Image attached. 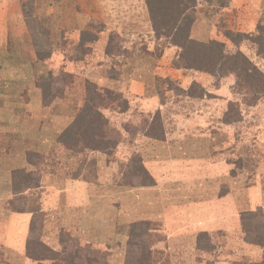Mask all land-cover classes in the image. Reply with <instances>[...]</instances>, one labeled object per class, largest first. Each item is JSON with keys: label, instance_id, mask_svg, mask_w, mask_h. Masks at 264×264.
<instances>
[{"label": "rangeland", "instance_id": "374dc122", "mask_svg": "<svg viewBox=\"0 0 264 264\" xmlns=\"http://www.w3.org/2000/svg\"><path fill=\"white\" fill-rule=\"evenodd\" d=\"M226 1L229 5L223 7ZM6 2L8 6L0 14L18 10L28 38L26 44L17 39L8 46L5 42V48L12 55L16 50L15 55L24 65L31 68L28 49L31 48L36 58L34 40L43 38L41 35L45 33L39 25L44 24L50 33L55 53L47 60L49 71L37 75L36 85L49 72L57 74L65 70L61 67L65 61H74L69 56L75 54L73 48L78 46L82 33L95 34L105 25L99 39L87 45L91 50L85 59L88 63L76 67L78 76L67 86L66 100L72 99V103L62 107L64 115L71 118L78 112L86 79L100 88L121 92L129 105L126 112H119L117 105L112 106L117 111L103 110L122 132L121 142L113 153L66 148L58 157L54 147H50L43 157H29L30 174L18 175L21 178L12 188L14 206L37 215L32 241L47 245L41 251L40 246L34 247L42 257L31 260L32 264H66L61 259V241L82 248L92 243L95 248L109 250V264H135L140 253L134 251L136 257L127 254L133 229L139 237L137 247L146 250L150 246L156 264L263 261L262 249L244 241L238 218L243 207L264 206V98L250 105L248 99L252 96L241 91L244 88H235L233 94L236 83L233 74L215 76L172 67L177 49L168 48L166 39L156 37L145 0ZM190 12L197 17L193 36L203 41L223 40L227 52H235L236 46L218 30L231 28L257 36L260 43L256 39L245 40L241 50L264 72V0L211 3L199 0ZM258 26L263 30L260 34L256 33ZM111 33L121 37V45L111 56H106ZM57 40H63V44L57 45ZM57 64L58 72L51 69ZM111 70L115 71L112 77ZM159 76L161 81L156 84ZM166 78L175 85L169 87ZM162 85L171 90L164 99L158 93ZM201 89L210 92L204 99L195 97ZM232 100L241 104L235 109L236 117L240 112L242 116L236 123L227 124L222 117ZM148 120L151 123L147 124ZM148 125L158 128L161 135L163 130L165 139L145 136ZM249 150L253 153L247 156ZM241 155L245 169H235L237 174L233 175L235 162ZM142 165L151 178L141 176ZM50 172L57 175L51 182L57 187L72 178L87 182L86 199L91 200L76 206L70 194L65 200L69 205L66 208L49 206L43 201L45 190L35 187ZM43 203L48 208L42 215L39 207L43 210ZM8 207L11 209L9 204ZM145 222L153 229L147 239L142 229ZM3 224L0 220L1 228ZM4 252L6 257L15 256L11 251ZM3 255L0 250V258H5ZM76 264L86 263L78 260Z\"/></svg>", "mask_w": 264, "mask_h": 264}, {"label": "trees", "instance_id": "16d2710c", "mask_svg": "<svg viewBox=\"0 0 264 264\" xmlns=\"http://www.w3.org/2000/svg\"><path fill=\"white\" fill-rule=\"evenodd\" d=\"M198 1L199 0H145L151 27L156 37L159 39H166L170 44L168 48L174 47L177 49V55L174 60H172V67L184 72L193 71L202 74H207L208 72L215 76H219V74L220 76L233 74L236 77L233 94H236L235 88H244L241 91H246L252 96L251 99H248L250 100V105L256 104L261 98H264V72L241 50V44L245 40L256 39L255 41L259 42V38H256L257 36H254L251 33L249 34L241 31L235 32L231 28H225L223 31L218 30L219 33L229 39L236 46L235 52H227L226 42L223 40L215 38L203 41L193 36L192 27L193 23L197 20V17L194 18L192 15L193 13H191L190 10H193L194 7L198 5ZM203 1L211 3L215 0ZM228 5V1L223 2V7ZM39 26L45 33H42L41 35L43 38L34 40L36 60L37 62H45L53 53H55V48L51 46L53 42L49 39L50 33L47 30L48 28L44 24H40ZM101 27L102 29L100 31H104L105 25L103 24ZM99 32L92 35L88 32L82 33L78 41V46L76 44V47L73 48L75 54L73 52V55L69 56V59L74 61H85L88 51H91L87 45L88 43H93L99 39ZM262 32L263 30L261 26H258L256 33L260 34ZM262 40H264V36ZM59 43L63 44V40L56 41L57 45H60ZM120 45L121 37L119 35L115 33L108 34L105 47L106 56H111L115 49H119ZM262 50L264 51V48ZM114 70L110 71V77L114 76ZM74 76L75 75H72V73L60 70L57 74L49 72L48 76L40 78L39 81H37V86L41 89L44 105H51L57 99L67 97V86L74 83ZM160 81L161 77L159 76L156 80V84ZM85 83L84 91L82 92L84 93V98L81 93L82 95L80 94L81 100L78 112L72 114L71 123L60 134H58V136H56V140L65 145L66 148H69V150L73 149L78 152H83L87 149L88 151H91V153L102 152L109 155L118 149V145L122 138V132L112 124L110 118L105 116L103 110L112 109L113 111H117L115 106L112 108L113 105H117L120 109L119 112H126L129 108L128 101L125 100V97L121 92H115L113 89L105 87L100 88L95 82L89 81V79H86ZM166 83L169 87L175 85L170 78H166ZM170 92L171 90L165 88L164 85L158 87V93L162 98L164 96H169ZM189 93H191L192 96V93L194 92L191 90ZM208 93H210L208 90L201 89L197 92L195 97L204 99ZM237 94H240V91ZM237 100H239V98H237ZM237 100H232L233 102L230 101L228 104L229 107L224 112L222 118L227 124H234L241 119V112L238 114V117H236L237 110L235 109L241 107V104L238 103ZM121 106L124 107L121 109ZM149 123L151 122L148 120L147 124ZM147 132L148 133L145 136L149 138L165 139V133L163 130L161 135L159 134L158 128H153L152 125H148ZM252 153L253 151L249 150L246 151L245 154L248 156ZM26 155L29 164H31L29 161L30 156H45L43 152L39 151H30ZM137 161L142 162V160ZM243 162L244 156L241 155L238 158V161L235 162L236 168H233L232 170L233 175L237 174V169L241 171L242 169H245L246 164ZM139 167L142 168L144 166L142 165ZM145 169L141 170V176L151 178L149 172ZM27 173L30 174L26 168H20L14 171L13 184H15V181L19 180L21 177H25ZM19 174H22V176L19 177ZM14 196L15 195H13V197ZM13 197L9 200L11 210L30 213L26 209L16 208L14 206ZM39 211H41L42 215L44 214V210L40 207ZM36 218L37 215L35 216L33 213L26 245V255L31 260H38V256L42 257L39 254L42 248H47V245L40 241H32L33 232L36 227ZM238 220L241 231L244 235V241L258 246L264 252V206L258 205L253 209L241 210L239 212ZM145 224L146 225L142 229L145 231V237L147 239L153 229L148 227L146 222ZM40 225H42L41 222ZM135 232L136 230L134 229L131 231V236H133V238L128 242L127 254L129 256H135L134 251L140 253L138 256L139 259L135 264H156L155 260L152 259L153 253L151 252L150 246H147L146 250L137 247V236L135 235ZM138 239L139 237L137 240ZM60 245L62 247L60 250L61 259L63 258L66 264H76V261L78 260H82L86 264H109L108 260L111 252L109 250L95 248L92 243L85 244L83 248L79 245H70L64 241H61ZM36 246H40L39 252H35L34 247ZM52 251L56 250L52 249ZM125 264L131 263L126 262ZM250 264H264V258L261 262Z\"/></svg>", "mask_w": 264, "mask_h": 264}, {"label": "crops", "instance_id": "0c3cea01", "mask_svg": "<svg viewBox=\"0 0 264 264\" xmlns=\"http://www.w3.org/2000/svg\"><path fill=\"white\" fill-rule=\"evenodd\" d=\"M6 1H0V11L7 8ZM22 24V16L18 10L15 13L7 11L5 14H0V220L5 223L2 228L0 227L2 237L0 250L5 256V258H0V264H32L34 262L26 255L32 215L27 212L13 211L8 207L9 200L13 196V173L20 168L27 169V167V171H31L30 164L26 159V154L30 151L47 154L49 148L54 147L56 155L60 157L58 153H62L60 151L66 147L57 142L56 136L72 121V117L64 115L62 108L66 104L70 105L72 99L68 102L66 97L59 98L48 106L43 103L42 92L36 85V78L44 71H49L47 69L49 62L36 63L35 54L30 48L28 49L31 53L30 68L29 65L23 64L20 57L15 55L16 50L12 55L9 53V49L5 48L10 41L16 39L17 41L24 40L26 44L28 36ZM22 35L25 36V39L22 38ZM29 46L32 44L30 43ZM87 61L69 60V62L65 61L61 67L65 71L77 75L76 67L85 65L88 63ZM59 62L62 63V61ZM58 65L51 69L58 72L60 70H58ZM54 177H57L55 173H46L40 178L42 180L36 187L45 190L43 201L49 206L66 208L69 205L65 200L67 201L70 194H72L76 206L84 200L90 199V197L86 199L89 189L86 186L87 182L72 178L73 180L71 179L70 182L69 180L62 181V185L57 187L55 183H51L55 181ZM41 192L43 193V191ZM43 205V210H47V205L46 208L44 203ZM253 208L255 207H243L241 210ZM93 242L95 241L93 240ZM4 250L11 251L15 256L6 257L7 253Z\"/></svg>", "mask_w": 264, "mask_h": 264}]
</instances>
